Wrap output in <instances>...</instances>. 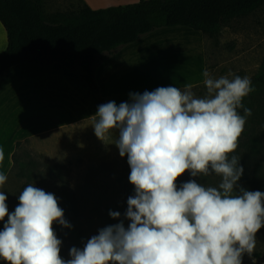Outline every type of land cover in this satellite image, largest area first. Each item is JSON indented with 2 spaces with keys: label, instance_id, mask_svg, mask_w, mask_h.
Here are the masks:
<instances>
[{
  "label": "clouds",
  "instance_id": "1",
  "mask_svg": "<svg viewBox=\"0 0 264 264\" xmlns=\"http://www.w3.org/2000/svg\"><path fill=\"white\" fill-rule=\"evenodd\" d=\"M203 75V98L191 85L183 91L159 87L130 94V101L119 106L101 104L92 116L96 137L103 140L118 130L114 144L121 158L127 156L135 188L127 200V228L120 222L98 230L64 260L52 226H71L55 195L29 184L9 214L0 191V221L7 217L0 259L6 264H242L264 227V193L238 185L244 169L231 155L251 115L242 101L253 89L246 76ZM185 172L192 177L214 173L221 182L206 187L190 180L177 189ZM6 179L0 173V186ZM109 215L120 218L119 212Z\"/></svg>",
  "mask_w": 264,
  "mask_h": 264
},
{
  "label": "rangeland",
  "instance_id": "2",
  "mask_svg": "<svg viewBox=\"0 0 264 264\" xmlns=\"http://www.w3.org/2000/svg\"><path fill=\"white\" fill-rule=\"evenodd\" d=\"M42 2L48 15L76 12L83 5L82 0ZM142 46L135 48L138 53L127 58L126 63H116V70L122 72L124 66H141L145 74L159 77L160 87L185 85V80H171L190 76L192 91L198 98L207 94L203 84L205 71L213 78L231 73L250 79L253 91L242 102L249 106L251 115L246 117L244 132L232 155L239 157L244 169L238 185L245 190L264 193V4L248 16L225 23L215 38L188 28H168L148 35ZM97 81L100 87L104 85L98 75ZM71 88L72 100L79 104L95 101L86 88ZM21 97L24 101L30 95L22 94ZM61 99L65 104L71 101L74 106L71 99ZM50 106L43 111L47 115L44 123L35 125L25 121L31 114L21 118L19 114L9 115V142L3 147L4 160L0 162V173L7 179L0 191L7 196L9 214L15 211L19 194L29 184L55 195L64 219L71 226L64 228L59 223L52 226L57 239L62 242L60 256L68 260L70 249L82 250L98 230L120 222L128 227L130 221L125 218L127 200L135 193V188L128 179L131 170L127 156L121 158L114 144L118 130L100 140L92 128L93 120L88 118L87 124L80 121L82 112L80 117H69L61 111L62 106ZM12 140L17 144L11 157L9 145ZM251 147L256 153L251 152ZM190 180L215 187L221 177L214 173L192 177L185 172L176 181L177 189ZM110 211L119 212L120 218L112 219ZM6 222L7 217L0 221V231ZM0 264L6 262L0 259ZM242 264H264V227L256 234L251 255L245 253L242 256Z\"/></svg>",
  "mask_w": 264,
  "mask_h": 264
},
{
  "label": "trees",
  "instance_id": "3",
  "mask_svg": "<svg viewBox=\"0 0 264 264\" xmlns=\"http://www.w3.org/2000/svg\"><path fill=\"white\" fill-rule=\"evenodd\" d=\"M82 2L76 12L48 15L42 0H0V23L7 36V47L0 53V80L15 66L59 64L99 99L96 68L120 49L168 28H188L215 38L225 23L264 4V0H140L93 10ZM237 111L244 114L243 108Z\"/></svg>",
  "mask_w": 264,
  "mask_h": 264
},
{
  "label": "crops",
  "instance_id": "4",
  "mask_svg": "<svg viewBox=\"0 0 264 264\" xmlns=\"http://www.w3.org/2000/svg\"><path fill=\"white\" fill-rule=\"evenodd\" d=\"M83 1L91 9L98 10L112 6L133 4L139 2L140 0ZM147 36H144L139 42L135 44L120 49L113 56L109 57L106 62L96 68V80L98 75L101 77V80L104 83L103 86H99V100L90 93L84 82L78 76L71 73L62 65H19L9 69L0 80V148L3 149L6 143L9 142L7 141L9 128L8 117L11 114H19L20 118L24 114H31L29 120H25L27 122L29 121L30 125L44 123L47 115H44L43 111L46 109V107L52 104L49 108L53 106H62L60 108L61 111L66 113L65 115L69 117H80L82 112L80 121H84V123L87 124L88 118L91 122H93L92 116H94L97 112L99 105L106 104L109 101H114L117 106H119L122 102L130 101V94H143L145 91L151 92L159 88L161 85L159 77L151 76V73L145 74V71L141 66H124L122 72L121 70H116L115 68L116 63H126L125 60L127 58L135 56L136 53H138L135 48H142V45L144 44ZM6 47L7 36L4 27L0 23V53H2L6 49ZM176 80L181 82L185 80V85L178 86L177 88L179 89H183L186 85H191V83H193L190 81V76H186L184 78L174 77L171 81L175 82ZM27 81H29L30 83ZM75 86L80 89L86 88V90H88L89 93L93 96L92 98H95V101H93L92 103L85 102L84 104H79V101L77 102L72 100V97L74 96L72 93L73 88L71 87ZM63 92H65L66 94ZM22 94H29L30 97L27 98V100L23 101L21 97ZM61 97H65L69 100L71 99L74 102V106L72 105L71 101L67 102L68 104L62 102ZM88 110L90 111L89 116H87ZM46 111L49 112L50 110ZM18 121H21V119H18ZM34 135L37 136L38 134ZM16 144L17 142L15 143V140L10 141L9 156L11 155V157L15 152Z\"/></svg>",
  "mask_w": 264,
  "mask_h": 264
}]
</instances>
